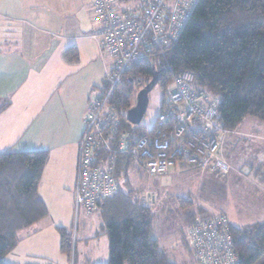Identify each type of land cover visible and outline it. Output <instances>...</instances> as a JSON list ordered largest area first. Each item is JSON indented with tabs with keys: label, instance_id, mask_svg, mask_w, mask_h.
I'll use <instances>...</instances> for the list:
<instances>
[{
	"label": "trees",
	"instance_id": "1",
	"mask_svg": "<svg viewBox=\"0 0 264 264\" xmlns=\"http://www.w3.org/2000/svg\"><path fill=\"white\" fill-rule=\"evenodd\" d=\"M160 50V55L154 52L151 59L133 62L110 98L119 123L115 130L126 131L132 145L134 139L152 134L156 124L147 129L141 121L135 125L126 119L137 91L151 79L153 67L158 77L155 86L162 92V111L169 107L166 96L173 88L174 75L187 72L193 75L190 86L214 100L218 121L231 131L227 139L240 133L236 127L245 116L264 122V0H197L177 37ZM231 144L226 142L227 146ZM103 153L97 157H104L106 152ZM47 156L48 149L0 151V264H6L4 256L14 251L19 233L47 217V205L37 193ZM114 165L117 191L99 201L96 209L109 237V259L105 264H177L152 236V206L143 204L132 187L131 176L142 171L131 167L127 153L118 155ZM205 172L216 173L205 170L200 175ZM231 172L232 169L223 176L216 174L223 178ZM192 202L180 199L183 207ZM193 209L196 212L192 211L194 216L191 212L187 226L196 215L221 213L227 217L225 212H208L197 204ZM228 222L234 249L239 253L238 264H254L264 255V220L247 226H235L229 218ZM57 230L60 248L69 255L71 236L63 227ZM185 233L190 248L186 229Z\"/></svg>",
	"mask_w": 264,
	"mask_h": 264
},
{
	"label": "built area",
	"instance_id": "2",
	"mask_svg": "<svg viewBox=\"0 0 264 264\" xmlns=\"http://www.w3.org/2000/svg\"><path fill=\"white\" fill-rule=\"evenodd\" d=\"M90 2L92 21L98 26L90 37L96 40L100 55L111 62L105 69V85L87 105L78 143L75 212L91 214L99 201L117 191L114 163L122 153H127L132 168L148 177L166 174L178 160L222 176L230 172L223 151L231 131L218 121L214 100L190 86L193 75H174L166 96L169 107L158 115L153 133L134 139L133 145L126 131L115 130L119 123L110 104L130 65L162 54L160 49L177 37L197 0H139L126 6L121 0ZM103 150L105 156L97 157ZM140 200L151 206L154 194L146 188ZM186 231L196 264L239 263L223 214L196 215Z\"/></svg>",
	"mask_w": 264,
	"mask_h": 264
},
{
	"label": "crops",
	"instance_id": "3",
	"mask_svg": "<svg viewBox=\"0 0 264 264\" xmlns=\"http://www.w3.org/2000/svg\"><path fill=\"white\" fill-rule=\"evenodd\" d=\"M95 28L90 0H0V151L56 147L63 156L70 148L76 156L87 105L105 85V69L111 62L110 57L100 55L96 40L90 37ZM231 138L235 140L236 135ZM46 160L39 180L44 190L50 189L53 175L60 172L59 166H48L50 159ZM75 165L76 159L73 169ZM71 178L74 192L76 177ZM41 199L47 209L49 203L53 205L51 196ZM50 223L45 232L52 235L63 227ZM43 233H38L32 251L21 252L22 244L17 242L16 253H8L11 261L46 264L42 259L52 247L49 233ZM56 237L50 239L57 243V264H67L60 237Z\"/></svg>",
	"mask_w": 264,
	"mask_h": 264
},
{
	"label": "rangeland",
	"instance_id": "4",
	"mask_svg": "<svg viewBox=\"0 0 264 264\" xmlns=\"http://www.w3.org/2000/svg\"><path fill=\"white\" fill-rule=\"evenodd\" d=\"M138 2L139 0H132L124 5H136ZM109 63L110 59L108 65ZM161 98V89L154 86L149 93V104L141 120L147 129L154 126L157 116L162 111ZM236 129L241 134H251L252 137L234 133L236 143L232 141L233 135L228 137L229 145L231 142L235 144L226 145L224 148L226 157L233 166L227 177L222 178L221 175L209 172L200 176L201 171H197L193 165L181 166L180 162L177 168L172 167L167 174L148 177L142 172L137 174L134 172L131 176L132 187L138 196L146 188L154 194L155 202L150 208L151 233L159 246L177 264H195L185 239V229L195 204L206 208L208 212H225L235 226H247L264 220V122L254 116H245ZM78 149L79 147L74 158L71 148L67 156L61 155L60 148H51L50 151L48 149L47 157L50 160L47 165L59 166L60 172L53 175L55 178L50 189L44 190L42 183L39 182L37 193L45 200L47 196H51L53 205L48 204L46 218L19 234L18 243L22 244L19 250L23 253L32 251L34 241L39 239L38 233L45 232L53 221L63 226L71 236V253L69 255L64 253L66 259H69L67 264H105L109 259V237L101 213L96 210L91 215L86 213L85 215L81 209L76 213L74 210V192L70 182L74 179L71 176L76 177L77 173V165L73 169V161L75 159L76 163L78 161ZM61 161L63 166L60 165ZM64 177H68V180H63ZM182 198L192 200L191 206H181ZM48 233L47 231L43 234ZM56 234L58 233L55 232V235L49 233L47 236L52 248L49 254L45 255L46 259H42L46 264L60 262L56 254L57 243L51 241L57 238ZM22 237L25 239L22 240ZM12 253L15 254L16 250ZM9 257L10 254H7L3 260L9 264H17V261H11ZM34 261L38 260H32L31 264H36ZM254 264H264V255Z\"/></svg>",
	"mask_w": 264,
	"mask_h": 264
},
{
	"label": "water",
	"instance_id": "5",
	"mask_svg": "<svg viewBox=\"0 0 264 264\" xmlns=\"http://www.w3.org/2000/svg\"><path fill=\"white\" fill-rule=\"evenodd\" d=\"M151 76V79L137 91L135 95V103L126 111V119L131 124H140V121L146 113L149 104V93L158 82L157 70L154 67L152 68Z\"/></svg>",
	"mask_w": 264,
	"mask_h": 264
}]
</instances>
